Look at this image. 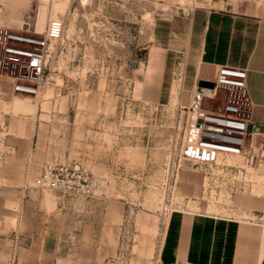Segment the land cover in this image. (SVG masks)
<instances>
[{
    "label": "rangeland",
    "instance_id": "374dc122",
    "mask_svg": "<svg viewBox=\"0 0 264 264\" xmlns=\"http://www.w3.org/2000/svg\"><path fill=\"white\" fill-rule=\"evenodd\" d=\"M46 1L0 0V25L39 36L43 27L37 24L52 18L49 13L38 16ZM48 1L67 9L59 18L61 40L49 54L40 93L12 91L7 75L0 74V112L7 132L29 137L24 159L5 161L0 194H13L5 169L22 168L27 187L17 188L29 189L60 220L58 264H157L172 211L244 214L235 211L233 196L262 188L264 162L254 156L249 162L235 156L209 163L183 158L185 114L180 105L186 93H178L175 71L179 63L183 71L184 59L177 56L168 65L161 91L147 88L144 81L152 19L187 12L181 7L188 0ZM26 25L38 34L23 30ZM15 46L31 47L24 42ZM20 59L22 55L9 53L2 69ZM216 100L205 98L201 105L214 107ZM43 162L79 165L88 174L85 192L75 196L32 187ZM216 163L235 168L221 171ZM164 203L172 209L161 217Z\"/></svg>",
    "mask_w": 264,
    "mask_h": 264
},
{
    "label": "crops",
    "instance_id": "0c3cea01",
    "mask_svg": "<svg viewBox=\"0 0 264 264\" xmlns=\"http://www.w3.org/2000/svg\"><path fill=\"white\" fill-rule=\"evenodd\" d=\"M185 5L181 8L187 12L152 19L144 59L146 87L161 91L166 69L177 56L184 59L185 66L180 84L175 83L178 93H186V102L189 88L198 80L211 79L217 66L244 68L251 102V145L264 151V0H188ZM28 139L7 132L4 146L9 155L5 158L4 154L1 169L5 161L18 156L24 159ZM262 167L260 175H264V164ZM5 174L13 194H0V264H58V216L41 207L29 189L17 188L25 186L22 168L5 169ZM252 191L233 196L235 211L244 213L238 216L191 209L168 214L157 264H173L179 258L190 264H264L259 226L264 223V182L258 192ZM250 214L252 217L246 216Z\"/></svg>",
    "mask_w": 264,
    "mask_h": 264
},
{
    "label": "built area",
    "instance_id": "2783aa9c",
    "mask_svg": "<svg viewBox=\"0 0 264 264\" xmlns=\"http://www.w3.org/2000/svg\"><path fill=\"white\" fill-rule=\"evenodd\" d=\"M63 25L61 19L49 18L39 36L22 34L0 25V74L7 75L12 91L29 96L40 93L47 80L49 54L61 40ZM23 30L38 34L34 32L35 30L31 31L28 25ZM18 42L28 43L31 47L15 46ZM9 53L22 55L23 59L11 64L8 70H3L4 58L8 57ZM181 73L183 71L179 63L175 71L179 84ZM245 77L244 68L223 64L217 66L214 76L207 80L212 82L211 86L194 84L189 88L186 104L180 105L185 114L183 126L185 134L180 146L183 158L192 162L209 163L216 162L217 158L235 156L249 162L254 156L258 161L264 162L261 151L255 150L251 145L250 133L253 126L248 122L251 102ZM205 98H216L218 104L214 107H204L201 102ZM6 127L5 119L0 112V171L6 153L4 148ZM215 167L221 171L235 168L234 165L226 163H216ZM25 176H28V170ZM87 178V172L75 163L43 162L32 176V187L76 196L85 192L84 184ZM88 183H91L90 179ZM170 209L172 208L164 203L160 208L161 217ZM247 219L253 221L251 218ZM259 226L260 236L264 238V223H260ZM173 264L190 263L179 258Z\"/></svg>",
    "mask_w": 264,
    "mask_h": 264
},
{
    "label": "bare ground",
    "instance_id": "6f19581e",
    "mask_svg": "<svg viewBox=\"0 0 264 264\" xmlns=\"http://www.w3.org/2000/svg\"><path fill=\"white\" fill-rule=\"evenodd\" d=\"M67 7L58 1H52L49 4V1H46V4L42 5L39 10L38 16H46V13L50 14V17H56L60 18V16L66 11ZM44 22H42L40 25L37 24V28L41 29L43 27ZM235 158V157H233ZM217 158L216 160H218Z\"/></svg>",
    "mask_w": 264,
    "mask_h": 264
},
{
    "label": "water",
    "instance_id": "95a60500",
    "mask_svg": "<svg viewBox=\"0 0 264 264\" xmlns=\"http://www.w3.org/2000/svg\"><path fill=\"white\" fill-rule=\"evenodd\" d=\"M197 84L211 86L212 82L207 81V80H198Z\"/></svg>",
    "mask_w": 264,
    "mask_h": 264
}]
</instances>
